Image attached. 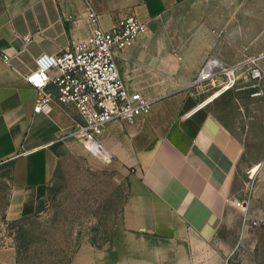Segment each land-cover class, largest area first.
<instances>
[{
	"label": "crops",
	"instance_id": "1",
	"mask_svg": "<svg viewBox=\"0 0 264 264\" xmlns=\"http://www.w3.org/2000/svg\"><path fill=\"white\" fill-rule=\"evenodd\" d=\"M195 2L0 0V176L9 185L8 219L44 210L59 162L87 150L77 138H62L77 110L49 103L35 112L38 91L25 74L40 54L89 36L92 8L104 28L132 14L145 23L117 59L128 86L153 100L151 110L137 124L108 123L101 136L112 161L129 170L120 235L82 243L70 264H261L257 233L238 205L246 145L223 98L234 85L216 92L254 54L257 46L251 51L245 42L264 41V0H202L200 13L186 11V32L147 31ZM210 58L219 73L198 80ZM0 264H19L18 249L0 247Z\"/></svg>",
	"mask_w": 264,
	"mask_h": 264
},
{
	"label": "rangeland",
	"instance_id": "2",
	"mask_svg": "<svg viewBox=\"0 0 264 264\" xmlns=\"http://www.w3.org/2000/svg\"><path fill=\"white\" fill-rule=\"evenodd\" d=\"M201 1L180 7L147 31L186 32L190 28L186 11L196 7L200 13ZM245 43L251 51L253 45L257 47L254 54L242 57L234 83L224 75L228 81L225 86L234 87L223 98L228 103L225 113L239 126L237 131L246 145L238 164L237 185L240 201H247L250 218L258 221L257 225L251 222V228L257 233V256L264 264V41ZM258 163L262 165L254 171ZM128 189L126 167L85 149L59 162L50 183V202L44 210L8 219L5 208L9 185L0 176V247L15 246L19 264H70L82 243L91 241L99 245L120 235Z\"/></svg>",
	"mask_w": 264,
	"mask_h": 264
},
{
	"label": "built area",
	"instance_id": "3",
	"mask_svg": "<svg viewBox=\"0 0 264 264\" xmlns=\"http://www.w3.org/2000/svg\"><path fill=\"white\" fill-rule=\"evenodd\" d=\"M91 34L74 42L60 53H42L37 67L25 74V79L38 91L35 112L49 103L64 110L74 107L79 118L74 119L62 138H77L93 154L112 160L101 136L106 125L115 120L137 124L139 118L151 110L153 100L126 83L117 56L135 44L145 23L136 14L119 20L111 28H104L100 15L92 8L88 13ZM31 40L30 36L26 37ZM219 73L212 58L208 60L198 80ZM35 78V79H34ZM246 204V205H245ZM238 205L244 209V222L257 225L250 218L246 200Z\"/></svg>",
	"mask_w": 264,
	"mask_h": 264
},
{
	"label": "bare ground",
	"instance_id": "4",
	"mask_svg": "<svg viewBox=\"0 0 264 264\" xmlns=\"http://www.w3.org/2000/svg\"><path fill=\"white\" fill-rule=\"evenodd\" d=\"M232 71H233V70H232ZM231 74H232V73H231ZM259 75H260V74H258L257 76H259ZM223 87H224V88H223ZM223 87H222L223 89L219 92V94L222 93V92H224V90L230 88L231 85H230V84H227L226 86L224 85ZM261 165H262V163H258V164L255 166L254 171L259 170V168L261 167Z\"/></svg>",
	"mask_w": 264,
	"mask_h": 264
},
{
	"label": "snow or ice",
	"instance_id": "5",
	"mask_svg": "<svg viewBox=\"0 0 264 264\" xmlns=\"http://www.w3.org/2000/svg\"><path fill=\"white\" fill-rule=\"evenodd\" d=\"M35 79V78H34Z\"/></svg>",
	"mask_w": 264,
	"mask_h": 264
}]
</instances>
